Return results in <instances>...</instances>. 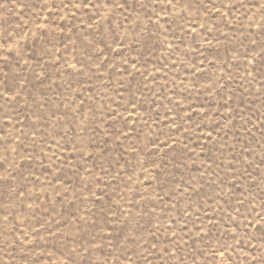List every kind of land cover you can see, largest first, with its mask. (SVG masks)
I'll return each mask as SVG.
<instances>
[{"label":"rangeland","instance_id":"1","mask_svg":"<svg viewBox=\"0 0 264 264\" xmlns=\"http://www.w3.org/2000/svg\"><path fill=\"white\" fill-rule=\"evenodd\" d=\"M0 264H264V0H0Z\"/></svg>","mask_w":264,"mask_h":264}]
</instances>
